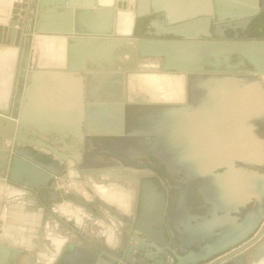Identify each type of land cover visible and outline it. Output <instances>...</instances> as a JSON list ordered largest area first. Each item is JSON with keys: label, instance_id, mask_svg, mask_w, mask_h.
<instances>
[{"label": "water", "instance_id": "water-1", "mask_svg": "<svg viewBox=\"0 0 264 264\" xmlns=\"http://www.w3.org/2000/svg\"><path fill=\"white\" fill-rule=\"evenodd\" d=\"M23 8L20 22L12 21L3 30L6 43L12 47L19 48L23 43V54L13 103L0 111V180L36 190L47 188L61 176L68 162L79 164L83 154L92 152V142L97 143L95 137H123L125 144L107 148L128 152L133 158L131 154L144 149L137 137L150 133L134 129L126 134L125 108L147 102H186L185 90L182 102H149L137 94L138 87L132 86L135 75H211L188 85L189 103L210 106L199 112L179 113L173 118L180 122L189 120L191 126L193 122L206 126L207 139L189 144L193 154L189 177L190 182L200 180L196 193L210 203V214L213 220H220L219 225L223 224L224 236L208 239L207 224L191 227L175 217L173 227L178 236L174 241L178 246H242L245 240L239 236L249 227V217H245L237 230L227 229L226 223L231 213L256 205L264 192V146L254 142L255 132L264 133V111L258 105L260 98L252 101L243 91L245 86L241 89L239 84L254 81L242 76L245 72L241 69L247 66L246 73L264 77V42L241 37L238 30L245 31L251 22L258 20L257 29L264 27V0L258 5L241 0H114L111 5H103L100 0H36L30 6L28 33L24 28L29 7ZM127 13L133 16L132 28L124 32ZM139 28L145 32L139 33ZM228 30L234 35L227 36ZM37 36L63 39L64 67L58 70L41 67L43 59L34 44ZM53 71L85 77L86 94L82 102L85 120L79 125H70L65 118L56 119L54 125L32 124L35 123L31 119L32 109L37 107L31 101L35 78ZM228 74L235 75L218 77ZM256 86L264 105V93L260 92L258 83ZM196 94L201 97L197 99ZM249 104L256 109H250ZM168 119L160 115L162 126L151 122L150 128L156 125L165 130ZM251 119L256 122L255 128L245 125ZM125 136L130 137L128 144ZM5 140L9 142L8 148H4ZM37 156L46 162H40ZM200 163L201 174L195 171V164ZM217 170L223 171L213 175ZM85 173L112 175L105 171ZM1 188L9 191L5 184ZM192 189L185 196L187 201ZM56 194L54 200L62 201V193ZM6 199L0 202V226L5 224L3 218L11 215V208H7L11 201ZM218 213L221 216L215 219ZM256 250L264 253V238L259 240ZM178 251L182 254L177 255L178 264H195L225 250ZM68 261L95 264L83 254L71 256ZM263 262L264 259L256 257L254 264ZM0 264H11V249H5L1 241Z\"/></svg>", "mask_w": 264, "mask_h": 264}, {"label": "flooded vegetation", "instance_id": "flooded-vegetation-1", "mask_svg": "<svg viewBox=\"0 0 264 264\" xmlns=\"http://www.w3.org/2000/svg\"><path fill=\"white\" fill-rule=\"evenodd\" d=\"M258 21L251 22L245 31L238 30V34L242 37L248 36V40H254L257 36H264V27L257 29ZM138 32L143 33L145 29L139 28ZM232 33V31L228 30L225 34L232 36ZM2 41L3 35L1 36L0 34V42L3 43ZM210 76L183 75L186 84V102L178 104L147 102L129 105L125 108V133L127 134L134 129L140 133H150L137 137L138 144L144 149L131 154L133 158L129 156L128 152L109 150L107 148V146L115 147L116 144H125L123 137L94 138L97 143L92 142V152L89 155L83 154L80 163L74 166L80 176H84L86 171L91 173L105 171L112 174L111 176H106L112 178L114 182L117 181L120 190L126 192V189L130 188L128 191L131 194L130 212L128 214L118 212L119 209L115 205L105 204L104 200H100L99 196L89 188L88 191L91 194L93 193L96 199L88 205L90 212L97 217L104 212L102 209L104 207L107 209V214H115L119 217L118 226L108 219L106 220L113 227H107L108 225L104 221H102L104 224L102 225L101 221L96 220L97 231L91 232L92 237L87 236L88 239L85 242L81 239L83 237L75 235L71 236V239H65L66 241L60 250L55 247L56 254L53 256L54 261L51 264H70L68 261L69 257L74 255L76 257L79 254L88 255L95 264H178L177 255L182 256L178 250H225L210 260L196 262L195 264H254L256 257L264 259V253L256 250L257 243L264 238V227H262L264 223V192L256 205H248L245 211L231 213L227 218V229L237 230L242 227L245 217H249V227L244 229L239 236L245 240L242 246H178L174 241V238L178 236L173 227L175 217L184 220L183 222H186L191 227H196L199 223L207 224L206 235L208 239L217 240L224 236L223 224L219 225L220 220H213L210 214V203L203 195L200 196L196 193L197 189L195 187L200 180L197 179L195 182H190L189 177L192 171L190 157L193 155L189 144L202 142L207 139V135L204 132L206 126L202 122H193L194 125L191 126L189 120L180 122L173 118L179 113L199 112L210 106L207 103H189L188 101V85L190 82L210 78ZM200 97L199 94H196L197 99ZM160 115L170 118L168 119L167 129L162 130L163 128L156 125L154 128H150L149 124L151 122L161 125L162 122L159 121ZM124 138L127 139L128 144L130 137L125 136ZM37 159L40 162H46L45 158L37 156ZM47 162L50 161L48 160ZM195 165L196 173L201 174V163L200 165ZM222 171L217 170L213 175L222 173ZM97 176L99 175L95 174L94 177ZM57 180L58 178L54 179L47 188H40L39 190L12 181L10 183L11 187L14 185L22 190L33 192L34 194L28 196L25 192L17 191L18 194L14 195V197L19 202L24 200L32 203L33 206H38V212L40 213L47 206H52L54 202H59V200H54L57 198L56 193L58 191L51 187L52 183ZM191 187H193L192 196L190 201H187L185 196ZM201 190L203 192V189ZM61 193L63 201L65 196L63 192ZM139 194L147 201L145 202L143 198L141 199ZM147 203L149 204L148 206L146 205ZM19 204L22 203L20 202ZM11 210H13L11 211L12 213L19 212L20 209L18 210V208L11 205ZM220 216L218 213L214 218L216 219ZM142 222H144L145 226ZM258 223L260 225L256 229ZM21 225L24 227L22 228ZM3 226L4 224L0 226V241L3 246L6 243L11 245V264H32L33 259L39 257L37 252L41 241L38 234H36L37 247L35 250L28 246L31 237L26 236V226L28 225L25 222L14 223V221H11V239L10 237L1 238V233L2 235L4 234ZM108 229L114 230L115 245H110L107 242L105 234ZM23 233L25 236H23ZM100 238L104 246L99 241ZM76 247L86 250H78ZM38 261L37 264H40Z\"/></svg>", "mask_w": 264, "mask_h": 264}, {"label": "rangeland", "instance_id": "rangeland-1", "mask_svg": "<svg viewBox=\"0 0 264 264\" xmlns=\"http://www.w3.org/2000/svg\"><path fill=\"white\" fill-rule=\"evenodd\" d=\"M35 1L36 0H22L21 2H18V0H16V2L13 3L10 12L7 9L2 8V6H8L10 0H0V14L4 15L5 20L9 21L6 25L0 24V34L1 36L3 35V43L0 42V47H12L8 43H6L7 40L3 30H7L10 27V23L12 21L20 22V20L23 18V7L25 6H28L29 9L27 12V16L25 17L26 22L24 32H30V6ZM34 44L38 46L37 41H35ZM16 49L18 50L16 72L19 76L21 58L23 54V43L19 48ZM40 52L41 54H43L46 51L40 49ZM53 53L56 54V52ZM43 60H49L51 62L53 61L59 67H64L65 65H60L58 61L50 60L49 57L45 55L43 56ZM70 163L74 164V162H68V164L64 166V174H61L58 180L52 183L51 185V187L55 188L56 191L63 192L65 199L63 201L54 202L52 206H47L40 213L38 212V206H33L32 204L30 205L24 200L20 201L23 204H19L20 202L16 199V197H14V195L18 194L17 191L25 192L28 196L34 194L33 192L29 190L27 191L25 189L22 190L21 188L14 185H12L11 187V183L9 181L7 183H4L5 181H0V186L5 184V187L9 188L8 192L5 190V188L2 189V192L0 193V198L4 195L5 198L3 199H6V196L11 192V194L9 195L11 196L12 207L18 208V210L20 209L19 212L11 213V221H14V223H19L21 221L25 222V224L28 225L26 226V236L30 237V233L27 232L30 230V228H32L33 230H36V234H38V237L40 238L41 245L39 246L37 252L39 257L37 259H33V261L31 262L32 264H37V260H39L38 262H40V264H51V259L56 254V248L53 245V240L66 241L67 239H71V236L75 235L78 237H83L81 238L82 241H87V236H91L92 231H97V227L95 226L96 220L101 221L100 223H102V225H104L102 222L104 221L108 225L107 227H113L112 224H110V222L108 221L111 220L114 224L118 226L119 217H117L115 214H107V209H105L104 207L102 208L105 212H103L104 215L102 213L101 215L96 217L90 212L88 205L96 200L94 198V194H91V192L88 191L90 186L86 184L87 177L80 175L79 177H76V174L73 170L69 172ZM75 177L77 178V180L75 179ZM106 181L109 182L108 186L105 184ZM94 183L95 184L92 191L97 194V196H99L100 200H104L105 204L115 205L117 207V203H122L120 202V198H122L121 196H119L120 194H124L126 200H128L129 198L131 199V194L128 192L130 188L126 189V192L122 191L118 188L119 184L116 185V183L114 181H111L110 179H102L100 182L95 181ZM100 186H105V190L110 191L111 195H117V198L116 196L113 198L115 202L114 204L102 198L100 196V193H97L96 190ZM117 208L119 209L118 212H122L119 207ZM23 215L28 216L29 220H31L30 218L32 217L34 221L30 222L27 220H23ZM21 227L23 228L24 226L21 225ZM114 234V230L112 229H108L105 234L107 237V242L110 245H115L116 240ZM99 241L104 246V243L101 238L99 239Z\"/></svg>", "mask_w": 264, "mask_h": 264}, {"label": "crops", "instance_id": "crops-1", "mask_svg": "<svg viewBox=\"0 0 264 264\" xmlns=\"http://www.w3.org/2000/svg\"><path fill=\"white\" fill-rule=\"evenodd\" d=\"M247 3H249V0H243ZM242 1V2H243ZM250 0L251 3L259 4L260 0ZM101 4L105 5L103 0H100ZM234 35V32L232 33ZM240 36V35H239ZM242 37V36H241ZM135 38V37H133ZM255 41L264 42V36H257ZM13 48V47H12ZM18 52V50H17ZM18 59V53L17 58L14 61L13 57L11 56V61L9 60H1L0 61V111L6 109L9 107V105L13 103L15 94L17 92V81H18V74L16 72V62ZM53 64V65H50ZM42 68H51L54 70H58L61 67H59L55 62H51L49 60H42L41 63ZM243 72V77L246 78H253V82H242L240 85V88L243 89V86H245V94L248 95L249 99L252 101H255L256 97L260 98L259 101V108L260 110L264 111V105L262 103V98L260 97L258 87L256 86V83H258L260 87V92L264 93V77H256L254 76L250 71L249 73H246L247 70H249V67L247 66L245 69H241ZM235 75V74H234ZM234 75L228 74V75H219L218 77L228 76L232 77ZM205 77H208L206 75ZM211 78V77H210ZM258 79V80H257ZM85 77L83 74H64L61 71H53V72H43L38 74V76L35 78L34 88L32 89V97L31 101L37 105L36 108L32 109L31 119L35 121L32 124L34 125H54V121L56 119L65 118V121L67 120L70 125L75 124L79 125L84 122V106L82 109V102L86 94V87L84 84ZM257 80V81H256ZM247 84V85H246ZM186 86V84H185ZM263 86V87H262ZM263 88V89H262ZM92 91V90H91ZM96 91V90H93ZM94 93V92H93ZM82 100V101H81ZM263 105V106H262ZM249 108L254 110L256 109V106L250 105ZM263 108V109H262ZM251 122L245 124L247 127H256V122H252L253 119L250 120ZM73 122V123H72ZM70 125H68L70 127ZM69 135V134H68ZM258 135V136H257ZM255 138L257 139L254 142L258 144L259 146H264V133L260 134H254ZM7 140L5 141V143ZM64 151V150H63ZM63 167V165H62ZM73 170L76 174V177H79V172L75 168L74 164H69V172ZM90 175V174H89ZM84 176L87 177V185L90 186V188H94V181H101L102 179L111 181L112 178L106 176V175H100L97 177L94 176H88L84 172ZM75 177V178H76ZM3 182L2 180H0ZM8 181H5L7 183ZM116 185L118 184L117 181H115ZM105 184L108 186L109 182L106 181ZM0 186V190H1ZM11 194V192L9 193ZM7 195L8 201H11V196ZM5 196L3 195L0 198V202ZM29 203L30 205L32 203ZM23 204V203H22ZM27 205V204H26ZM8 209L11 208V203L7 207ZM11 214V213H10ZM23 220L27 221H34L31 217L29 220L28 216L23 215ZM4 226L2 227V230L4 232L3 235H1V238H9L11 239V215L4 217ZM27 231V230H26ZM30 233L31 239L29 240V248H33L36 250L37 247V237H36V230H33L30 228L28 231ZM23 236L24 233H23ZM63 242V243H62ZM65 241H56L53 240V245L57 249H61L64 245ZM11 245L8 243L4 245L5 249L10 248ZM54 261V257L51 259V263Z\"/></svg>", "mask_w": 264, "mask_h": 264}, {"label": "bare ground", "instance_id": "bare-ground-1", "mask_svg": "<svg viewBox=\"0 0 264 264\" xmlns=\"http://www.w3.org/2000/svg\"><path fill=\"white\" fill-rule=\"evenodd\" d=\"M113 1L114 0H103L105 5H111L113 3ZM241 1H243V0H241ZM14 2H16V0H10L8 6H5V7L2 6V8H5L11 12V8H12ZM249 2H250V0H249ZM127 16L129 18L126 20L125 27L123 29L124 32L130 31L132 28L131 26H132L133 16L131 13H127ZM8 22L9 21L5 20V16L0 14V24L6 25V24H8ZM36 41H37L39 50L42 49L43 51L44 50L46 51L43 54H41L42 59H43V56L45 55V56H48L50 60L58 61L60 65L65 64L66 54H65V43H64L63 39L58 38V37H52V36H37ZM53 52H56V54H54ZM17 53L18 52H17L16 48L0 47V61L1 60L2 61L3 60H8V61L10 60L11 61V56L13 57V60L15 61L17 58ZM50 65H53V64H50ZM134 79L135 80L132 81V86L135 87V89L138 87V89L136 90L137 94L139 96L145 97V99H147L149 102H182L184 100L185 81H184L183 75L138 73L135 75ZM8 146H9V142L7 141L6 143H4V148H8ZM70 162H72V161H70ZM135 181H136V179H135ZM147 186H149V185H147ZM143 190H144V188H143ZM96 191H97V193H100V196L102 198H104L105 200H107L108 202L113 203V204L115 203L113 198L115 196L117 198V195H113V194L111 195L110 191L105 190V186H100L99 188H97ZM140 191H142V190H140ZM147 195H148V192H147ZM119 196L122 197V198H120L121 199L120 202H122V203H117L116 204L117 207H119L120 210H122V212L129 213L130 212V206H131V203H130L131 199L129 198L128 200H126L124 194L123 195L120 194ZM140 198L142 199L143 197L141 196ZM144 200H145V202L147 201L146 199H144ZM149 204H150V202H149ZM149 204L147 203L146 205L148 206ZM159 205H161V204H159ZM152 206H153V204H152ZM153 207H150V208H153ZM143 216H145V215H143ZM142 223L144 225V222H142ZM144 228H146V227H144ZM262 264H264V262Z\"/></svg>", "mask_w": 264, "mask_h": 264}, {"label": "built area", "instance_id": "built-area-1", "mask_svg": "<svg viewBox=\"0 0 264 264\" xmlns=\"http://www.w3.org/2000/svg\"><path fill=\"white\" fill-rule=\"evenodd\" d=\"M262 227H264V223H263V226Z\"/></svg>", "mask_w": 264, "mask_h": 264}]
</instances>
